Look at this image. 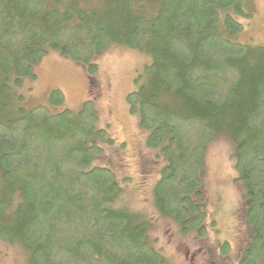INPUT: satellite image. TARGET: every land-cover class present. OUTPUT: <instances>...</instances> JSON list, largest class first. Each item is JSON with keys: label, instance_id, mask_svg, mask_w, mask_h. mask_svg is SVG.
<instances>
[{"label": "trees", "instance_id": "obj_1", "mask_svg": "<svg viewBox=\"0 0 264 264\" xmlns=\"http://www.w3.org/2000/svg\"><path fill=\"white\" fill-rule=\"evenodd\" d=\"M233 14L252 17L244 0H0V240L29 250L31 264H167L143 223L114 207L117 175L92 166L103 152L97 141L114 142L98 128L93 100L79 113H12L23 99L16 89L37 78L50 50L94 77L96 57L121 45L153 61L127 103L148 148L167 161L156 206L184 234L206 236L199 202L207 149L228 131L250 202L241 264H264V47L229 39L244 31ZM65 103L62 91L51 92V107Z\"/></svg>", "mask_w": 264, "mask_h": 264}, {"label": "rangeland", "instance_id": "obj_2", "mask_svg": "<svg viewBox=\"0 0 264 264\" xmlns=\"http://www.w3.org/2000/svg\"><path fill=\"white\" fill-rule=\"evenodd\" d=\"M244 7L252 17L233 14L244 31L229 39L264 47V0H244ZM155 8L156 4H151L146 10ZM135 14L138 15L136 9ZM152 62L145 53L115 45L96 57L98 72L92 77L87 66L50 50L34 69L37 78L26 79L24 87L16 89V95L23 99L13 100L12 113L16 114L17 106L27 110L48 106L54 113H79L86 101L93 100L99 114L98 128L104 129L114 142L97 141L103 152L92 166L110 169L117 175L122 193L114 207L126 210L137 223H143L148 242L167 264H241L251 240L247 224L250 202L247 187L236 170V145L228 131H220L207 149L199 202L207 215L206 236L201 237L196 231L184 234L181 226L156 206L155 187L167 161L148 148V133L141 128L140 118L129 112L127 103V96L146 82V68ZM54 90L64 93L63 107L50 106L49 97ZM6 197L0 177V201ZM13 204L12 214L16 202ZM226 243L229 253L223 252ZM0 264H31V254L18 243L11 245L0 240Z\"/></svg>", "mask_w": 264, "mask_h": 264}]
</instances>
